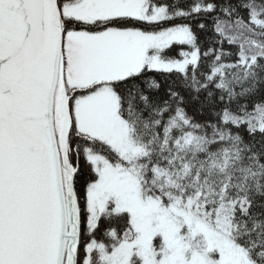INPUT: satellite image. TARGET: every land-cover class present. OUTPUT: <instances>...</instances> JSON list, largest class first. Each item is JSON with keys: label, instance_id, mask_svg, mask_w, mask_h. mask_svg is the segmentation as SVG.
<instances>
[{"label": "snow or ice", "instance_id": "obj_1", "mask_svg": "<svg viewBox=\"0 0 264 264\" xmlns=\"http://www.w3.org/2000/svg\"><path fill=\"white\" fill-rule=\"evenodd\" d=\"M0 264H264V0H0Z\"/></svg>", "mask_w": 264, "mask_h": 264}]
</instances>
